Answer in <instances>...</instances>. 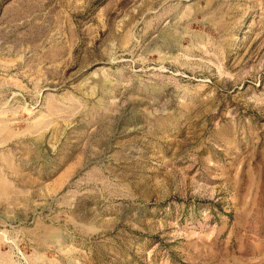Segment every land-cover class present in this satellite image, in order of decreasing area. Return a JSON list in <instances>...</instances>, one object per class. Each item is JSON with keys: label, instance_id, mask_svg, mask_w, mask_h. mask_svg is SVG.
<instances>
[{"label": "rangeland", "instance_id": "rangeland-1", "mask_svg": "<svg viewBox=\"0 0 264 264\" xmlns=\"http://www.w3.org/2000/svg\"><path fill=\"white\" fill-rule=\"evenodd\" d=\"M0 264H264V0H0Z\"/></svg>", "mask_w": 264, "mask_h": 264}]
</instances>
